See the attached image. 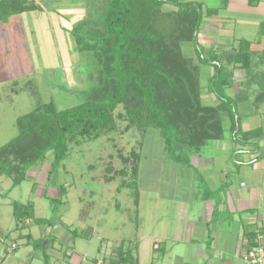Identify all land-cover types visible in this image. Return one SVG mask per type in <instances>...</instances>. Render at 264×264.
Listing matches in <instances>:
<instances>
[{"label":"rangeland","instance_id":"obj_1","mask_svg":"<svg viewBox=\"0 0 264 264\" xmlns=\"http://www.w3.org/2000/svg\"><path fill=\"white\" fill-rule=\"evenodd\" d=\"M35 1L43 7L46 5V9L24 12L0 23V146L17 134L15 119L18 116L40 102L52 100L58 108L77 104L83 98V91L96 80L92 58L77 51L69 30L84 18L100 26L99 1L95 2L96 6H83V0ZM200 1L203 2V19L205 11L221 6V0ZM169 8L172 7L164 6V9ZM234 13L236 20L232 32L213 30L207 25L211 23L205 22L209 16L200 24L197 43L204 57L234 50L238 35L244 40L259 38L264 43V21L261 26L257 22H242L245 16L241 12ZM261 19L264 20V16ZM223 23L222 27L227 28ZM257 30L263 34H256ZM182 52L198 61V54L190 42L182 44ZM252 57L251 61L255 62L258 56ZM257 71H264V67L259 65ZM208 72L209 68H205L203 74ZM254 80L253 86L248 80L236 81L223 93L230 98L234 96V103L238 102V97L253 99L252 95L260 86L259 80L264 82L263 78ZM200 81L203 103L214 104L215 99L208 95L212 93L209 81L206 78ZM119 113H124L121 106L114 112V131L94 140L70 144L68 156L49 181V153L45 160L30 167L26 179L10 191V179L0 177V264H43V249H33L27 244L25 234L33 239L48 234L54 237L46 249L49 264H109L110 260L118 261L120 251L133 250L138 236L151 231L149 209H182L177 201L192 196L195 188L191 183L183 188L180 185L181 168L178 166L175 170L168 165L171 159L163 151L159 132L150 129L142 137L135 127L125 129L127 121L118 116ZM187 155L190 158V153ZM136 160L139 165L138 199L131 187L124 186L132 180ZM175 173L178 177L171 182ZM60 185L65 187L66 193L54 208L44 193L58 197ZM167 195H172L173 201L165 197ZM14 200L31 201L35 215L50 219L53 226L27 221L22 229L16 230L11 214ZM61 222L76 229L78 236H71Z\"/></svg>","mask_w":264,"mask_h":264},{"label":"trees","instance_id":"obj_2","mask_svg":"<svg viewBox=\"0 0 264 264\" xmlns=\"http://www.w3.org/2000/svg\"><path fill=\"white\" fill-rule=\"evenodd\" d=\"M246 1L249 5L258 2ZM226 3L227 0H221L218 8H224ZM165 5L172 8L164 9ZM100 7V26L84 18L69 30L77 51L92 58L96 80L83 91V98L77 104L58 108L52 100L40 102L15 119L17 134L0 146V177L10 179L9 191L20 185L29 168L45 160L48 153L47 181L62 166L70 144L94 140L114 131V112L118 106L124 111L118 116L127 121L125 129L135 127L142 137L150 129L157 130L163 151L178 164H189L187 152H195L207 142L221 139L227 116L231 119L235 138L239 132L234 102L223 91L232 76L228 65L250 67L247 40L240 39L234 52L212 53L206 58L197 43V32L203 22L201 5L197 2L100 0ZM45 9L46 5L43 7L35 0H0V23L24 12ZM217 9L207 11L211 13ZM187 42L193 45L198 61L183 54L182 44ZM202 67L212 69L207 80L208 88L218 101L216 104L203 103ZM259 133L260 129L252 134ZM138 170L136 160L132 180L124 183L133 189L137 199ZM65 193V187L60 185L58 197L46 193L44 196L55 208ZM11 214L16 230L22 229L27 221L53 226L50 219L35 215L31 201H12ZM61 224L71 236H78L76 229ZM24 236L33 249H43V264H49L46 249L54 237L49 234L37 239L30 234ZM117 262L137 264L138 261L133 250L127 248L119 252L118 261L110 260L109 264Z\"/></svg>","mask_w":264,"mask_h":264},{"label":"crops","instance_id":"obj_3","mask_svg":"<svg viewBox=\"0 0 264 264\" xmlns=\"http://www.w3.org/2000/svg\"><path fill=\"white\" fill-rule=\"evenodd\" d=\"M96 1L100 4V0H83L82 5H95ZM184 2L203 4L200 0ZM234 12L245 16L242 22H257L261 26L264 0H258L255 5H249L246 0H227L224 8L211 13L205 11L204 19L209 16L205 22L209 21L211 24L207 25L213 30L232 32L236 20ZM221 23L227 24V28ZM259 32L263 34L260 30L255 33ZM240 39L238 35L237 47L228 53L238 49ZM247 41L251 56L258 57L250 62L248 69L239 64L228 65L232 76L224 92L236 81L264 79V71H257L259 65L264 67V43L255 37ZM205 68H209L206 75L203 74ZM211 74L210 67H202V79ZM259 85L253 99L238 97V102L234 103L239 129L236 138L227 116L223 137L190 153L189 164L169 161L172 169L181 168L182 188L191 183L195 190L192 196L179 198L177 202L182 209H149L151 231L138 236L134 244L137 264H244L243 254L248 248L257 243L264 246V82L259 80ZM208 95L215 99L214 104L218 102L213 93ZM227 97L234 102V96ZM258 129L260 133L253 135ZM165 197L173 201L172 195Z\"/></svg>","mask_w":264,"mask_h":264},{"label":"built area","instance_id":"obj_4","mask_svg":"<svg viewBox=\"0 0 264 264\" xmlns=\"http://www.w3.org/2000/svg\"><path fill=\"white\" fill-rule=\"evenodd\" d=\"M243 260L244 264H264V246L261 243L251 246L243 254Z\"/></svg>","mask_w":264,"mask_h":264}]
</instances>
